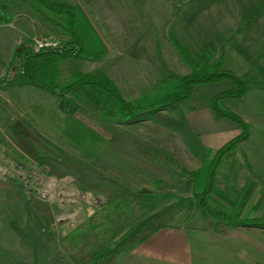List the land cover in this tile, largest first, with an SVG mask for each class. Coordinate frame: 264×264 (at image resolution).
Returning a JSON list of instances; mask_svg holds the SVG:
<instances>
[{
  "label": "rangeland",
  "instance_id": "rangeland-1",
  "mask_svg": "<svg viewBox=\"0 0 264 264\" xmlns=\"http://www.w3.org/2000/svg\"><path fill=\"white\" fill-rule=\"evenodd\" d=\"M53 1L74 6L75 28L88 57L67 60L68 71H104L123 98L137 107L165 99L179 84L178 78L191 72L171 43V29L205 64L223 60L224 67L239 76L254 65L264 73V0ZM31 2L0 0V81L8 74L13 49L28 37L71 43L70 35L36 12ZM99 52L101 58L95 60ZM218 86L202 92L208 96L206 90L212 88L214 94ZM247 95L236 107L254 115V123L263 129L256 131L247 149L242 142L218 154L217 149L206 147L209 159L203 164L181 131L155 117L133 125L104 119L103 109L117 107V101L108 91L86 85L68 96L105 132L102 155L87 159L62 134L65 116L55 96L35 86L10 88L0 83V264H74L61 248L64 236L98 210L117 189L116 183L137 191L151 185L149 176L163 181L177 177L178 182L166 183L163 192L191 199L174 216L173 226L179 229L213 230L224 225L194 199L207 175L212 176L213 187L203 197L218 208H229V196L236 198L238 192L242 197L245 192L256 197L261 190L264 198V171L254 172L247 155L254 154L253 161L263 156L264 91ZM225 99L226 104L223 99L220 103L232 109L233 98ZM190 101L180 105L185 112L192 108ZM164 114L177 117L170 110ZM16 123L32 147H24L20 135L11 129ZM113 130L122 133L121 140L112 139ZM136 142L175 157L181 170L143 154ZM175 201L169 198L160 206ZM140 249L147 250L148 243ZM130 252L112 264H142L139 253Z\"/></svg>",
  "mask_w": 264,
  "mask_h": 264
},
{
  "label": "trees",
  "instance_id": "trees-1",
  "mask_svg": "<svg viewBox=\"0 0 264 264\" xmlns=\"http://www.w3.org/2000/svg\"><path fill=\"white\" fill-rule=\"evenodd\" d=\"M31 6L46 20L63 28L70 35L71 43L70 45L66 43H58L55 46L46 45L36 50L35 40L31 37L27 38L14 49L8 74L0 83L10 88L35 86L55 96L58 107L65 116L62 134L78 150H82L84 158L97 159L102 155L101 144L104 143L103 134L105 133L102 134L101 128L82 113L76 100L68 96L69 93L78 92L86 85L108 91L117 101V107L103 109L104 119L112 123L133 125L155 117L164 125L181 131L192 153L200 157L204 164L209 159V149L194 131L186 112L180 105L183 101L192 99L197 85L229 80L234 86L216 95L212 100V107L219 118H228L238 123L242 132L218 149L215 154L231 149L235 144L249 138L253 127L237 112L224 103L221 104L220 101L225 98L240 100L252 91L264 90V73L257 66H251L243 76H239L234 71L226 69L223 60L205 64L171 29L169 32L171 43L191 68V72L178 78L179 84L165 99L149 107H137L123 98L120 89L104 71L96 73L68 71L67 60L88 58L85 55L84 41L75 28L74 6L67 2L53 0H32ZM100 55L101 52L97 53L94 59L99 60ZM261 57L259 56V59ZM167 110L174 111L177 117L164 114ZM15 125L19 126L16 123L11 126V129L20 135L18 138L22 140V145L32 147L26 136L21 135ZM111 133L113 140L122 139L120 131L113 130ZM136 143L140 145V151L143 154L174 170H181L182 164L175 157L159 148L141 142ZM148 179L151 185L137 191L127 185L116 183L117 189L109 194L98 210L79 222L64 236L61 248L74 264H112L118 256L148 242L156 233L174 227L173 219L176 212L187 206L191 199L173 192H163V186L166 183L178 182L177 177H171L167 181L155 176H149ZM211 181V175H207L206 179L202 180L204 186L201 190H196L194 199L205 207L210 217L217 219V223H224L223 228L215 229V231L226 233L227 228L239 226L264 229V218H237L228 208H218L205 199L203 195L213 187ZM169 198H174L176 201L160 206L163 200Z\"/></svg>",
  "mask_w": 264,
  "mask_h": 264
},
{
  "label": "crops",
  "instance_id": "crops-1",
  "mask_svg": "<svg viewBox=\"0 0 264 264\" xmlns=\"http://www.w3.org/2000/svg\"><path fill=\"white\" fill-rule=\"evenodd\" d=\"M215 85L221 86L215 89L214 94L210 92L212 88L206 90L209 91L210 95L208 96L202 92L204 88ZM232 87L233 83L231 81L223 80L212 84L197 85L194 90L190 101L192 108L188 109L186 114L194 131L209 149H220L242 132V128L238 123L228 118H219L212 107L214 96ZM245 97L240 100L232 99L229 106L232 105L233 107H230L234 111L255 127L249 138L242 142V147L247 149L256 131L259 132L263 128L261 129L260 125L254 123L256 122L253 119L254 115L252 117L244 111H238L237 107L243 103ZM225 100L223 99V102L226 104ZM236 105L238 106L236 107ZM262 122L264 123V120ZM260 124L262 125V123ZM262 126L264 127V124ZM261 154L264 156V151ZM247 155H249L252 170L256 173L261 171L263 174V156L257 158V162L253 161L252 155L254 154L248 152ZM240 195L238 192L236 198L229 196L228 207L230 209H228L230 213L237 218H264V198L261 190L256 193V195H259L256 197L249 196L250 194H247V192L243 197ZM241 206L242 211L239 212ZM219 228H223L222 225L213 230L208 229V227L189 226L185 229H179L174 226L152 236L146 242L148 243L147 250H139L140 245L132 250L130 254L139 253L142 264H264V229L239 226L227 228L226 233L215 231Z\"/></svg>",
  "mask_w": 264,
  "mask_h": 264
},
{
  "label": "built area",
  "instance_id": "built-area-1",
  "mask_svg": "<svg viewBox=\"0 0 264 264\" xmlns=\"http://www.w3.org/2000/svg\"><path fill=\"white\" fill-rule=\"evenodd\" d=\"M46 45H57V42H44L42 40L36 39L34 46L36 50H39L41 47L46 46Z\"/></svg>",
  "mask_w": 264,
  "mask_h": 264
}]
</instances>
